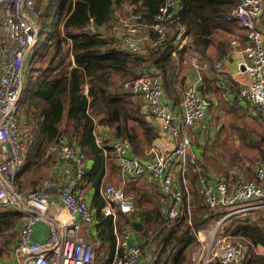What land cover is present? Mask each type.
I'll use <instances>...</instances> for the list:
<instances>
[{"label": "built area", "instance_id": "built-area-1", "mask_svg": "<svg viewBox=\"0 0 264 264\" xmlns=\"http://www.w3.org/2000/svg\"><path fill=\"white\" fill-rule=\"evenodd\" d=\"M2 26L0 36V209L21 211L25 214L20 239L13 249L22 256L23 264H95L94 244L79 235L82 226L95 223L94 207L87 198L82 179L86 170V155L64 136H59L50 146L60 162L58 178L51 177L21 192L16 185V176L25 154V140L19 126L18 102L24 83V61L36 43L38 30L33 18V0H0ZM179 0H162L150 21L154 32L151 45L161 44L168 28L176 19ZM264 15V0H239L226 14L228 22H235L243 32L241 51L244 56L239 65L249 78V85L240 89V98L256 106L264 120V40L259 19ZM118 28L114 36L120 45L133 53L141 50V40L136 32L148 23L140 13L113 20ZM87 30L98 33L90 22ZM185 29L180 26L175 37L182 41ZM232 44L237 41L233 40ZM194 68L199 66L193 62ZM124 88L143 96V112L161 121L167 138L175 140L170 146L157 143L150 151L154 157L140 160L129 154V144L118 138H98L100 148H108L115 160L121 185L106 184L100 190L101 212L115 217L116 211L133 212L132 196L124 193L123 186L130 179L151 175L159 191L167 197L164 216L171 224L184 216L189 224L190 192L183 177L181 189L178 176L182 174L181 163L190 150L191 140L182 135L181 128H190L206 115L211 100L200 95L195 84L183 90L180 107L174 110L164 99L163 88L157 76L142 73L126 81ZM56 159V157H55ZM180 172L175 175L172 165ZM254 173V180L234 176L218 178L212 175L198 176L197 187L203 196L208 212L218 220L208 236H198L191 253V264H240L248 251V245L233 239L223 232V224L233 217L254 211L264 212V168L246 164ZM200 168H197V170ZM196 170V171H197ZM198 172V171H197ZM179 183V185H178ZM58 200L69 215V220L58 228L52 227L44 242L30 239L37 218L48 217V208ZM130 228H123L116 237V255L112 264H141L145 248L133 241Z\"/></svg>", "mask_w": 264, "mask_h": 264}, {"label": "trees", "instance_id": "trees-1", "mask_svg": "<svg viewBox=\"0 0 264 264\" xmlns=\"http://www.w3.org/2000/svg\"><path fill=\"white\" fill-rule=\"evenodd\" d=\"M125 3L133 5V12L140 13L147 22L154 17L162 0H33V20L39 42L31 50L30 73L26 75L18 102L19 126L26 147L18 174L23 171V167L27 168L26 164L30 166L41 158L51 157L49 147L59 136L76 142L86 155L87 162L82 185L93 191L92 206L96 211L94 219L98 235L110 246L112 255L116 250V237L125 228L117 226V222L130 224L138 219L143 228L152 229V233L153 229L158 230V242L154 236L145 249L152 259L151 264H191V253L197 245L194 226L197 229L208 220L203 198L197 188L193 201L198 209H203L197 219L193 212L192 228L180 219L174 224L166 223L163 212L165 203L159 198L160 205L159 202L155 205L152 194L148 196L141 191V184H131L127 189L128 193L135 191L133 212L117 210L115 217H112L103 215L100 210L102 198L99 192L106 185L102 184L105 171L108 167L114 169L116 165L111 151L95 143V122L104 117L102 124L112 127L116 138L126 136L134 142V129L130 132L128 127V118L134 114L126 106L130 94L128 91L120 92L122 83L138 76V67L146 62H153L159 68L163 80H168L167 73L172 65V40L166 38V34L164 41L144 56L134 55L120 45L114 36L112 24L115 12L122 10ZM237 3L238 0H179V10L171 25H184L186 31L192 32L194 36L204 37L205 43L215 27L230 23L226 20V14ZM90 22L99 29L98 33L87 30ZM147 63L143 66H147ZM21 107L27 120L33 121L28 132L23 125L25 120L22 113L20 117ZM29 152L32 158L25 164ZM137 179H130L127 183ZM0 216L7 219L0 220V227L5 228L12 226L21 214L12 211L3 212ZM226 223L222 227L225 234L234 236L239 233L252 238L256 244H264V227L247 224L235 226L236 222L231 221ZM255 257L258 256L253 255L249 259L250 264H264L263 258L251 260Z\"/></svg>", "mask_w": 264, "mask_h": 264}, {"label": "crops", "instance_id": "crops-1", "mask_svg": "<svg viewBox=\"0 0 264 264\" xmlns=\"http://www.w3.org/2000/svg\"><path fill=\"white\" fill-rule=\"evenodd\" d=\"M121 9L127 14L136 13V11L133 12L135 9L134 6L130 5L129 3L123 4ZM2 17V9L0 8V36L5 32L4 28L2 27ZM151 20L147 21L148 24L141 27L136 32V37H139L141 40V50L134 55H148L151 52V48L155 47L151 45V39L154 37V32L149 25ZM224 25V27H215L211 35L207 37V41L205 43L203 42L204 37L199 35L194 36L192 32L186 31V27L184 25L182 27L185 29V34L183 35L182 41L180 43L179 41L177 42V40H175V37L179 30V26L171 25L166 31V38L172 40L170 47V63H172V65L170 71L167 73L168 80H163L162 76L159 74V68L157 69V66H155L153 62H146L148 64L147 66H143L146 65V63H143L138 67L140 68L138 75L146 72L159 78L163 88L164 99L169 102V106L171 108L174 104V110H177L180 107L183 90H185V88L189 84H195L197 86L198 93L211 100V106L209 107L206 115L202 120L196 122L190 128L184 127L180 130L182 135L188 136L191 140L190 150H188L184 162L181 163V170L183 173L180 174L177 178V180L180 182V186H182V190L184 188L183 177L186 178L190 189L191 185L194 184V180H196L195 185L197 186V180L200 174L211 175L210 173L205 172V165L207 164L206 161L210 156L215 155L214 150H216L218 147L217 143H223V140L221 141L219 138H216V132L219 129V118L221 114L220 109H225L224 111L230 113L234 112L232 121L234 129L231 131V139L233 138L232 142L234 146L232 147V149H234L233 152H231V148H224L225 150H227V153L230 154L229 161L233 162L235 160L237 147L241 145H247L249 148H253L252 154L246 156L249 158V162L256 163L258 166L264 168V147H261L260 145L254 146V144L251 143L250 138L252 137V135L249 134L250 129L243 125L244 122H242L239 117H236L238 116L239 112H241L243 115L248 114L253 120L258 122L259 125L264 126V120L259 109H257L256 106L245 103L239 96L240 89L249 85V78H247L248 76H246L247 74L243 72L239 67V65L244 60V56L241 51L243 32L238 28L235 22H225ZM259 27L262 31L264 40V15L259 19ZM112 30L116 34H118V28L113 26V24ZM233 40H236L237 43L232 44L231 42ZM30 53L24 61V83L26 80V75L28 76V74L30 73ZM193 62H196L198 64V69L194 68ZM43 68L44 65L41 67V70ZM126 81L128 82L130 80L126 79L123 81L121 86L122 89L120 92L125 93V91H128L130 94V103L128 102L126 106L134 115L128 118V127L130 128V132H132V128L134 129L135 141L132 142L128 140L126 136H121V138L118 139H122L129 144V154L131 156H134L135 158L140 160H150L152 157H154V153H151L150 151L152 146H155L157 143H159L162 146L166 145L171 147V144H175V140L166 137L165 133L162 130L163 128L161 125V121L158 118H155L154 116L143 112L142 106L145 103L143 96L134 94L130 89L124 88L123 84ZM125 99L126 101H128L127 96L125 97ZM103 120L104 117H100L97 119V121L95 122L96 125L94 126L93 133L96 136H101L108 143V140L110 138L114 139L116 138V136L112 127L106 124H102ZM262 137L264 139V136ZM72 143L78 147L76 142L73 141ZM221 147L222 144H220V148ZM48 153H50V156L52 158L51 162L44 163L43 165H41L40 163H33L30 166H28L29 164L26 163L28 162V159L30 160L32 158V156L31 152L27 153V159L25 161L27 168L23 167V171L20 173V176H23L26 179L21 178L20 187L24 188L28 185H39L40 183L47 179H50L51 177L58 178L60 167L58 156L55 152H51L50 150H48ZM238 155H241L242 159V153L239 152ZM54 157H56V159ZM246 162L247 161H245L244 164H247ZM46 164L48 165V168L44 169L47 166ZM116 167L114 166V169H110L109 167L107 168L102 183L103 185L109 183V181L115 182V185H121V182L119 180L120 177L117 172L118 169H116ZM190 167H193V172L191 174L188 171V168ZM172 168V171L175 173V175L180 172L178 170L179 167H177L175 162L172 165ZM197 168L200 169L197 170ZM40 171L46 176L37 178L38 175H40ZM30 172H32L31 174H33L34 172L35 173L34 175L30 174L31 176H28L27 174H29ZM229 176H234L233 179L243 178L254 180L255 178L254 173L251 171H230L225 173L223 177ZM142 177L144 179H137L142 183L140 186L141 191L148 196L152 194L151 198L156 203L155 205H158V202L160 205L159 198H161L162 202L165 203V205L163 204V206H167V197L159 191L151 175L148 174ZM19 178L18 182L20 180ZM24 181H26L27 183H25ZM125 186L126 183L124 184V187ZM85 190L87 198L91 202H93L94 194L92 189L86 187ZM21 191L25 193L27 190ZM190 197L193 198L191 193ZM205 209L207 210L206 207ZM0 210H6V212H10L8 209ZM94 212L96 213L95 210ZM163 212H165V209ZM47 213L48 217L37 218L35 220L30 237L32 241H46L52 227L58 228L62 223H66L69 220L68 213L58 200H53L51 202ZM209 214L211 215V213ZM251 214H258L260 216V219L262 220V224L260 225V227L263 228L264 212L254 211L246 215H249L250 217ZM23 221L24 218H22L19 223H14L12 226H7L5 228L0 227V231L2 233H8V236L3 242V245L0 246V264H23L22 256H17L13 252L14 247L20 239V231ZM134 221L140 223V230H137L133 227L132 222ZM134 221H132L130 224H122L121 222L120 224H118L117 222V226L130 228L134 236L133 241L138 243L145 249L148 248V242H151L154 236L158 242V240L160 239L156 238L158 230L153 229L152 233V229L148 230L147 227H144V231L141 222L138 219ZM254 225L257 226L258 224ZM79 235L84 236L93 242L96 258L95 260L97 264H107L110 259L111 261L109 264H112L116 252L113 256L110 246L107 245L106 241H102V239L99 237L98 229L95 223L89 226H82L81 230L79 231ZM230 236L235 240H239L240 242L247 244L248 250L251 249V251L245 254V257L240 262V264H250L249 259L253 255H257L258 257L252 258L251 260L258 258L264 259L263 252L257 251L258 248L264 247V244H256L253 242L252 238H249L245 235H239V233H235L234 236ZM146 240L148 241L146 242ZM151 261V257L145 252L143 258L141 259V264H151Z\"/></svg>", "mask_w": 264, "mask_h": 264}, {"label": "rangeland", "instance_id": "rangeland-1", "mask_svg": "<svg viewBox=\"0 0 264 264\" xmlns=\"http://www.w3.org/2000/svg\"><path fill=\"white\" fill-rule=\"evenodd\" d=\"M126 14L127 13L123 12V10H120L119 12L116 11L115 14H114L113 20L114 19H118L119 17L128 16ZM37 42H39V40H37ZM36 44L37 43H35V45ZM220 110H221V114H220V118H219L220 121L218 120L219 121V129L216 132V138H219L221 141L223 140V143H217L218 147H217L216 150H214L215 151V155L210 156L209 159L206 161L207 164L205 165V169H206L205 172H208L212 176L218 177V178H224L223 177L224 174L227 173V172H230V171H243V172L247 171V172H250L249 167L246 166V164H244V162L245 161H247L246 163L249 162V158L246 157V156L247 155L249 156V155L252 154L253 148H249L247 145H241V146L237 147L236 148V152L237 153H236L235 160L233 162L229 161L230 160V154H228L227 150H225L224 148H231V152H233V149H234V148L232 149V147H234L233 146V142H232L233 138L231 139V137H232V132L231 131L234 129V125L232 123L234 112H232V113L226 112V111H224L225 109H223V110L220 109ZM19 113H20V117H21V113H22V116H23V118L25 120L23 125H24L26 131L27 132H28V130L30 131L31 128H32V125H33V121L32 120H27V115L25 114L23 107H21V110H19ZM236 117H239L241 119V121L244 122L243 125H245L248 129H250L249 130V134L252 135V137L250 138L251 143L254 144V146L255 145H260L261 147H264V139L262 137V136H264V126L259 125L258 122L253 120L248 114H244L243 115L241 112H239L238 116H236ZM98 138H101V136H96L95 135V143H96ZM102 141L104 143L106 142L104 140H102ZM220 144H222L221 148H220ZM235 145H236V143H235ZM239 152L242 153V159H241V155H238ZM51 161H52L51 157L41 158V159L38 160V163L43 165L44 163L51 162ZM249 163H252V162H249ZM252 164H256V163H252ZM21 165H20L19 168H21ZM46 168H48V165L44 169H46ZM188 171L191 174L193 172V167L192 168L191 167L188 168ZM194 172H195V170H194ZM31 173L32 172H30L27 175L28 176L34 175L35 172L33 174H31ZM39 174L40 175H38L37 178H41L42 176L43 177L46 176L45 174H42L41 171H40ZM18 178L20 179L19 182H18ZM21 178L26 179L25 177L20 176V174H17V176H16V185H17V188L20 191L21 190H28V189H30V188L35 186V185H33V186L28 185L29 187L28 186H25L24 188L20 187ZM24 182L27 183L26 181H24ZM30 183H32V182H30ZM106 184H113L114 185L115 182L109 181V183H106ZM131 184H134L135 186H140V184H142V183L140 181H138V180L137 181H131V182L126 184L125 190H124V186H123L124 193L130 194L132 196V200L134 201V199H135V191H132V193H128L129 191L127 190L128 187ZM116 186H118V185H116ZM196 188L199 191V188L194 183V185H191V187L189 189V191H190V193H191V195L193 197V198L190 197V214H189V217H190V220H191V224H189L187 222V220L185 219L184 216L180 217V220H182L190 228H192V226L194 225L193 224V221H194L193 212L195 211L194 216H195V219H197L198 216H199V213L202 212V209H203V208L202 209L201 208L198 209L197 206L195 205V202L193 201V199H194V195L193 194L197 193ZM134 189L135 188H133V190ZM3 212H6V210H0V215ZM10 212H12V211H10ZM13 212H19L21 214L20 218H16L15 223H17V222L19 223L20 220L22 218H24V216H25V214L23 212H21V211H13ZM205 216L208 217V220L202 226H200L197 229L194 226V228H195L194 234L196 236V241L197 242H198V236H208L210 234V232L212 231L213 227L215 226V224H216V222L218 220L217 216H211L206 209H205ZM233 218H235V217H233ZM0 220H7V219H3V216H0ZM230 221L231 222H236L235 226L244 225V224H247V225L258 224L260 226L262 224V220L260 219V216L258 214H251L250 217H249V215L247 217L246 216H242V215L241 216H236L235 219L231 218L229 221L226 220V222H227L226 224H228V222H230ZM165 222L170 224V221H168L167 218L165 219ZM196 223H197V220H196ZM226 224L224 226H226ZM202 231H204V232H202ZM190 232L193 234V232L191 230H190ZM225 232H227V231L225 230ZM7 236H8V233H2L0 231V246L3 245V242L5 241ZM257 251L258 252H263V255H264V247L258 248Z\"/></svg>", "mask_w": 264, "mask_h": 264}, {"label": "water", "instance_id": "water-1", "mask_svg": "<svg viewBox=\"0 0 264 264\" xmlns=\"http://www.w3.org/2000/svg\"><path fill=\"white\" fill-rule=\"evenodd\" d=\"M132 225H133V227H134L135 229L140 230L141 225H140L139 222L134 221V222H132Z\"/></svg>", "mask_w": 264, "mask_h": 264}]
</instances>
